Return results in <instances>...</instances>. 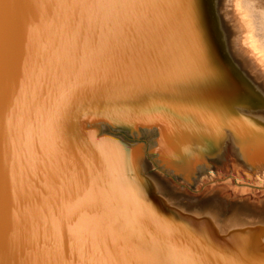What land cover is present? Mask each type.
Here are the masks:
<instances>
[{
  "label": "snow or ice",
  "instance_id": "obj_1",
  "mask_svg": "<svg viewBox=\"0 0 264 264\" xmlns=\"http://www.w3.org/2000/svg\"><path fill=\"white\" fill-rule=\"evenodd\" d=\"M37 14L77 27L72 32L73 54L57 69L55 99L47 107L54 149L91 119L129 132L138 124L149 130L167 127L174 163L187 160L192 146L212 154L230 139L241 159L248 161L255 154L264 163V123L248 114L246 103L222 93L229 77L217 40L219 35L226 51L232 47V3L0 0V264H264V244L255 241V221L248 216L211 210L219 221L213 232L208 212L197 215L182 198L165 194L168 207L154 206L149 194L154 182L144 173L135 146L126 142H119V164L102 177L106 183L92 182L75 168L65 169L58 180L78 189L79 199L60 205L63 210L45 224L46 232L21 229L12 195L13 146L22 100L16 37L21 25ZM235 55L254 67L239 51ZM80 135L85 144L112 140L103 133ZM180 137L187 145L183 149ZM151 151L164 149L154 146ZM84 207L91 216H83ZM107 207L118 209L110 223L103 211ZM224 225L230 227L218 236ZM104 227L111 228L112 246L98 251L94 239ZM64 240L71 242V253L62 245Z\"/></svg>",
  "mask_w": 264,
  "mask_h": 264
},
{
  "label": "bare ground",
  "instance_id": "obj_2",
  "mask_svg": "<svg viewBox=\"0 0 264 264\" xmlns=\"http://www.w3.org/2000/svg\"><path fill=\"white\" fill-rule=\"evenodd\" d=\"M249 4L253 11L249 10ZM236 5L240 6L239 10ZM225 25L228 26L229 22L225 21ZM74 30H77L75 24L66 25L63 21L45 19L37 14L29 17L17 33V79L22 100L13 146L16 177L12 195L21 229L38 228L42 233L46 232L45 224H50L53 215L63 210L60 205L69 198L79 199L76 194L78 189L58 180L65 169L75 168L81 176L89 175L92 182L106 183L102 177L108 176L119 164V142H126L135 146L144 173L154 182L149 186L154 206L168 207L165 194L182 198L184 203L193 206L197 215L200 210L208 212L207 222L213 232H216L219 221L211 210L224 216L234 213L246 215L255 221L251 229L255 241L264 244V226L261 224L264 219V163L255 154L250 155L248 161L241 159L240 149L231 139L219 152L212 154H203L198 146H192L187 160L174 163L169 157L167 127L156 125L149 130L138 124L136 131L129 132L90 119L79 126L73 137L65 138L60 149L51 146L47 107L49 101L55 99L57 69L62 68L73 54ZM228 39L232 46L228 51L220 42L219 35L217 40L218 56L229 77L222 93L228 99L246 103L248 114L257 122L264 123V75H253L250 70L255 67L256 57L264 58V3L261 0H233ZM230 51L233 54H229ZM236 51L254 67H248L247 63L237 58ZM80 133L90 138L103 133L110 135L112 140L96 139L92 144H85ZM183 140L184 137H180L178 141L182 149L187 147ZM154 146L164 151L154 153L151 151ZM169 174L178 175L191 187L206 189V194L201 196L198 192H191L192 195L186 190L180 193L172 185ZM228 175L233 177L225 181L224 177ZM207 179L223 180V184L208 185ZM211 185L213 190L207 193ZM103 211L110 223L118 209L107 207ZM82 214L85 217L92 215L87 207L82 209ZM228 227L230 225L221 226L217 235L220 236ZM111 240V228H101L94 239V246L98 251H107L112 246ZM62 245L71 253L70 241H62ZM91 264L98 262L93 260Z\"/></svg>",
  "mask_w": 264,
  "mask_h": 264
},
{
  "label": "rangeland",
  "instance_id": "obj_3",
  "mask_svg": "<svg viewBox=\"0 0 264 264\" xmlns=\"http://www.w3.org/2000/svg\"><path fill=\"white\" fill-rule=\"evenodd\" d=\"M144 138V137H143ZM143 141L145 142L146 141V139L144 138L143 139ZM169 176L170 177H172V175L171 174H169ZM233 176H230V175H228V176H226V177H224L225 178V181L226 180H229L230 178H232ZM174 178H175V181H176V183H177V185L181 188V189H186V188H191V191L192 192H198L199 193V191H202V189H198L197 187H191L190 186V183H188V181H185V180H182L178 175H176L175 174V176H174ZM222 181L223 180H220V181H214V180H210V179H207V183H208V185L209 184H212V183H216L217 184V186L219 185V186H221V184H223L222 183ZM213 190V186L211 185V187H210V191H208L207 193H210L211 191ZM207 190L205 189L204 191H202L203 192V194H204V192H206ZM206 194V193H205Z\"/></svg>",
  "mask_w": 264,
  "mask_h": 264
},
{
  "label": "clouds",
  "instance_id": "obj_4",
  "mask_svg": "<svg viewBox=\"0 0 264 264\" xmlns=\"http://www.w3.org/2000/svg\"><path fill=\"white\" fill-rule=\"evenodd\" d=\"M226 3H232L233 0H225ZM261 3H264V0H261ZM239 5H236L237 10H239ZM253 75H257V73L264 75V58H255V67L250 69Z\"/></svg>",
  "mask_w": 264,
  "mask_h": 264
},
{
  "label": "water",
  "instance_id": "obj_5",
  "mask_svg": "<svg viewBox=\"0 0 264 264\" xmlns=\"http://www.w3.org/2000/svg\"><path fill=\"white\" fill-rule=\"evenodd\" d=\"M170 178H172V179H170L171 181H172V185L175 187V188H177L179 191H180V193L181 192H183V191H187V192H192L191 190H189L190 188H186V189H181L178 185H177V183H176V181H175V178H174V176H172V177H170ZM201 189V188H200ZM203 191V190H202ZM202 191H199V193H200V195L201 196H204L205 194H203V192ZM194 193V192H193ZM192 194V193H191ZM193 195V194H192ZM190 197H192V196H190Z\"/></svg>",
  "mask_w": 264,
  "mask_h": 264
}]
</instances>
